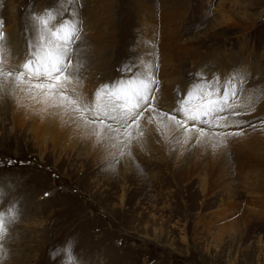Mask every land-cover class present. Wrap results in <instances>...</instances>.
I'll use <instances>...</instances> for the list:
<instances>
[{
	"label": "rangeland",
	"instance_id": "1",
	"mask_svg": "<svg viewBox=\"0 0 264 264\" xmlns=\"http://www.w3.org/2000/svg\"><path fill=\"white\" fill-rule=\"evenodd\" d=\"M81 1L0 0L8 67L26 58L33 15L51 9L55 24H83L72 48L85 103L130 78L129 66L155 65L163 110L194 83L223 89L244 70L236 102L255 104L238 119H264V0ZM142 125L160 133L156 148L112 147L62 109L0 90V211L18 215L5 225L3 264H66L69 243L74 264H264V129L214 149Z\"/></svg>",
	"mask_w": 264,
	"mask_h": 264
},
{
	"label": "snow or ice",
	"instance_id": "2",
	"mask_svg": "<svg viewBox=\"0 0 264 264\" xmlns=\"http://www.w3.org/2000/svg\"><path fill=\"white\" fill-rule=\"evenodd\" d=\"M55 19L51 9L33 15V35L28 42L26 58L10 68L6 35L0 20V90L20 89L33 99L40 98L45 104L62 109L99 142L112 147L122 144L127 148L133 141L139 142L144 136L142 121L156 125L162 135L181 133L185 142L195 134L197 143L207 144L210 140L214 149L226 148L229 137H243L245 127L264 129V119L259 124L238 119L254 111L255 104V97L249 95L244 96L245 103L236 102V98L244 93L243 83L247 79L244 70L231 74L223 89L215 79L194 83L183 98L176 97L174 107L163 110L162 89L154 72L155 65L145 63L141 65L143 71L136 72L129 66L126 71L131 74L130 78L100 86L94 93L93 102L85 103L76 93L81 64L79 60L73 63L72 45L80 39L78 23L66 19L55 24ZM69 93L75 94V98ZM230 127L238 130L215 131ZM17 218L15 207L7 212L0 211V264L7 259L3 247L8 235L5 225ZM71 248L69 243L64 249L66 264H74Z\"/></svg>",
	"mask_w": 264,
	"mask_h": 264
},
{
	"label": "bare ground",
	"instance_id": "3",
	"mask_svg": "<svg viewBox=\"0 0 264 264\" xmlns=\"http://www.w3.org/2000/svg\"><path fill=\"white\" fill-rule=\"evenodd\" d=\"M89 1V0H88ZM87 0H82L81 1V8H83V9H90L91 8V3H89ZM94 2V1H93ZM82 10V9H81ZM83 11H85V10H83ZM91 10H89V12H90ZM107 11V10H106ZM82 12V11H81ZM149 13V12H148ZM151 13V12H150ZM81 14H83V13H81ZM88 15H89V13H88ZM79 16H80V14H79ZM90 16V15H89ZM82 17V16H81ZM150 17V16H149ZM88 18V17H87ZM90 18V17H89ZM147 18V17H146ZM151 18V17H150ZM149 18V19H150ZM90 20V19H89ZM77 21V20H76ZM82 21V20H81ZM87 21H88V19H87ZM86 21V22H87ZM89 22V21H88ZM77 23V22H76ZM79 23V22H78ZM90 23V22H89ZM84 24H86L85 23V21H84ZM78 25H83L82 23H79ZM88 25V24H87ZM9 47V46H8ZM15 48V47H14ZM13 47H12V44H11V49H9V51H10V54L12 55V56H14L13 54H14V50L17 48H15L14 49ZM142 50L143 51H145V46L143 45V48H142ZM11 51H13V52H11ZM9 53V52H8ZM19 54V53H18ZM17 57V56H16ZM9 59V58H8ZM13 59V58H12ZM195 60V59H194ZM15 61V60H14ZM13 61V62H14ZM12 62V61H11ZM10 62V63H11ZM16 62V61H15ZM18 62V61H17ZM12 66V65H11ZM179 74V73H178ZM204 74H206V75H209V72L208 71H206V70H204ZM89 78H91V77H89ZM171 101V98H166V100H165V102L166 103H168V102H170ZM171 103V102H170ZM167 105V104H166ZM168 106V105H167ZM144 134H145V137H143V138H141L140 139V141H143V142H147L148 143V146H149V149L151 150L152 148H156V145H159L160 144V140L157 138L159 135H160V133L157 135L156 134V132H152V131H150V130H148V129H146V128H144ZM240 147V146H239ZM220 153V152H219ZM211 163V162H210ZM211 167V166H210Z\"/></svg>",
	"mask_w": 264,
	"mask_h": 264
}]
</instances>
